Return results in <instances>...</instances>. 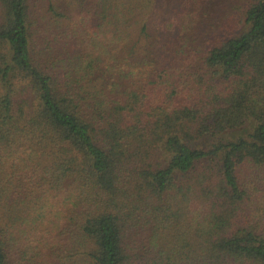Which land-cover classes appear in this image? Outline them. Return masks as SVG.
Wrapping results in <instances>:
<instances>
[{
	"label": "trees",
	"instance_id": "1",
	"mask_svg": "<svg viewBox=\"0 0 264 264\" xmlns=\"http://www.w3.org/2000/svg\"><path fill=\"white\" fill-rule=\"evenodd\" d=\"M166 2L0 0V264H264V0Z\"/></svg>",
	"mask_w": 264,
	"mask_h": 264
},
{
	"label": "rangeland",
	"instance_id": "2",
	"mask_svg": "<svg viewBox=\"0 0 264 264\" xmlns=\"http://www.w3.org/2000/svg\"><path fill=\"white\" fill-rule=\"evenodd\" d=\"M166 4L170 2V7L173 9V13L170 14L175 22H178L173 30L166 31L164 35H160L159 39L164 41V45L167 43H174L180 36V27L190 26V29L195 30L194 39L197 43L202 45L203 35L200 30L208 28L210 31H214V27L217 28V35H222L230 29V25L233 19L231 12L237 13L236 8H241L243 0H166ZM245 1V0H244ZM178 10L179 12H175ZM203 24V27H200ZM205 26V27H204ZM179 40V39H178ZM207 42V40H206ZM165 59V57H164Z\"/></svg>",
	"mask_w": 264,
	"mask_h": 264
}]
</instances>
